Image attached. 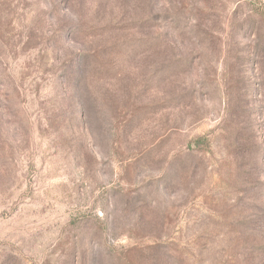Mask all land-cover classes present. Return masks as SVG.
Listing matches in <instances>:
<instances>
[{"label": "rangeland", "instance_id": "rangeland-1", "mask_svg": "<svg viewBox=\"0 0 264 264\" xmlns=\"http://www.w3.org/2000/svg\"><path fill=\"white\" fill-rule=\"evenodd\" d=\"M0 264H264V0H0Z\"/></svg>", "mask_w": 264, "mask_h": 264}]
</instances>
